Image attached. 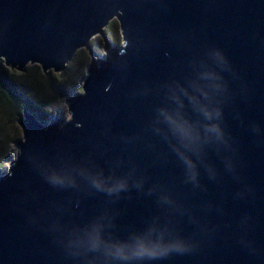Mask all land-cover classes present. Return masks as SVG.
<instances>
[{"label": "water", "instance_id": "1", "mask_svg": "<svg viewBox=\"0 0 264 264\" xmlns=\"http://www.w3.org/2000/svg\"><path fill=\"white\" fill-rule=\"evenodd\" d=\"M81 49L70 119L19 116L0 264H264V0H0L5 66Z\"/></svg>", "mask_w": 264, "mask_h": 264}, {"label": "trees", "instance_id": "2", "mask_svg": "<svg viewBox=\"0 0 264 264\" xmlns=\"http://www.w3.org/2000/svg\"><path fill=\"white\" fill-rule=\"evenodd\" d=\"M116 23L113 20L107 26L105 31L108 37L112 38ZM94 40L91 41L92 45H95ZM85 62V51L79 50L60 75L53 71L44 74L37 66L20 73L0 62V167L10 155L7 147L9 140L15 139H9V125H13L25 111L40 119L46 118L44 111L52 106L53 99L74 90Z\"/></svg>", "mask_w": 264, "mask_h": 264}, {"label": "rangeland", "instance_id": "3", "mask_svg": "<svg viewBox=\"0 0 264 264\" xmlns=\"http://www.w3.org/2000/svg\"><path fill=\"white\" fill-rule=\"evenodd\" d=\"M105 33H106V31H105ZM108 39L112 43L122 44V35H121L120 29H119L118 22L115 25V29H114V32L112 34V38L111 37H108ZM92 40L95 41V45H93V48L95 49V51L98 52V53H104L105 50H104V42H103V39L100 36H96ZM81 50H84L85 51V59H86V62L84 64L83 68H82L83 71H82L81 76L78 78L76 87L74 88V90L72 92H74V91L82 92L81 89H82L84 77L87 75L88 65H89V62H90V54H89L88 50L87 49H81ZM0 62L4 65V63H3L2 60H0ZM36 66L39 67V69H40V71L42 73H44L42 71L41 67L39 65H37V64H28L26 66V69L27 68H30V67H36ZM5 67L6 68H9L7 66H5ZM9 69H11V68H9ZM26 69H25V71H26ZM12 70H14V69H12ZM14 71H17V70H14ZM17 72H19V71H17ZM24 72H20V73H24ZM50 72H52V71H50ZM50 72H48V73H50ZM53 73H55V72H53ZM61 73H55V74L60 75ZM66 85L67 86H70L69 83H66ZM56 89L57 88L55 87V90ZM72 92H70L69 94H66V96L65 95H60V96L56 97V99H53L52 106L50 108H48V109H45V111H44V113H46V115H45L46 118H44V119L45 120H48V118L50 116H57V115H59L62 118H64L65 120H69L70 119V115L68 113V106H69L68 98L70 97V95H71ZM22 115H24V112L22 113ZM9 128L11 130L10 133H9V139H10V137H14L15 139L13 141H10L9 140V142H8L7 147L10 150V153H9L10 155H9V157L7 159H5L3 161L2 166L0 167V170L1 171H6L8 169V167L10 166L11 160L14 159V158H16L17 152H18L17 151L16 140L18 138L23 137V130H22V127L19 124V117H17V120L15 121V123H13V125H9Z\"/></svg>", "mask_w": 264, "mask_h": 264}]
</instances>
